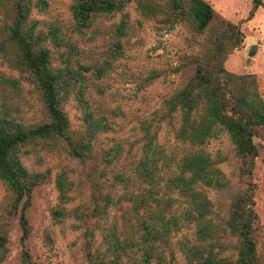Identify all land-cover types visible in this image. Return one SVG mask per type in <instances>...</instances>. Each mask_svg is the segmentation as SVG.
Segmentation results:
<instances>
[{"label":"trees","instance_id":"1","mask_svg":"<svg viewBox=\"0 0 264 264\" xmlns=\"http://www.w3.org/2000/svg\"><path fill=\"white\" fill-rule=\"evenodd\" d=\"M128 4L157 29L179 24L198 35L200 54L186 59L190 73L163 100L161 114L138 122V153L129 175L114 172L108 183L101 180L102 169L117 159L120 147L103 150L104 166L92 164L85 171L87 201L69 208L65 204L71 182L64 171L54 176L57 203L49 209L51 221L74 220L71 226L79 231L85 264H264V229L254 210L252 179L260 146L254 138L260 136L258 129L264 130V102L252 75L230 72L223 65L226 56L242 45L238 25L204 0H72L69 25L63 29L49 23L42 30L30 13L32 8L43 10L44 0H0V58L16 72V77L0 73V89L28 83L44 110L39 121L30 123L0 108V182L10 195L8 212L18 213L20 264H34L24 248L25 212L33 189L49 180L47 171L26 169L21 155L58 149L82 166L93 158L92 141L109 124L90 110V88L99 91L96 80L110 60L121 55ZM259 6L261 0H251L247 18ZM116 14V22L100 28ZM96 36L105 57L81 64L79 44ZM70 97L81 111V128L76 132L70 130L63 109ZM173 117L177 120L173 137L183 149L171 167L173 158L157 133L161 121L169 124ZM220 130L227 134L237 160V186L230 193L223 229L233 238L234 257L224 254L227 247L219 239L206 194V189L221 191L228 186L217 167L220 156L213 158L204 149ZM93 169H98L97 176L91 174ZM183 228L191 229L192 239L177 240L183 260L178 263L171 237ZM6 251L0 234V262Z\"/></svg>","mask_w":264,"mask_h":264},{"label":"rangeland","instance_id":"2","mask_svg":"<svg viewBox=\"0 0 264 264\" xmlns=\"http://www.w3.org/2000/svg\"><path fill=\"white\" fill-rule=\"evenodd\" d=\"M43 10L32 8L30 17L37 21V28L45 30L49 23L65 28L70 23L69 6L72 0H44ZM222 17L237 24L244 35L242 45L226 56L224 68L236 74H250L256 82V91L264 102V0L253 15L247 18L251 0H204ZM1 8V7H0ZM129 22L126 35L122 38L121 55L110 60L103 76L96 80L99 91L90 88L89 108L94 115H102L109 129L96 134L92 141V157L85 166L76 159L67 156L58 149L30 150L21 155L22 164L30 171H47L49 180L35 187L31 193L30 204L26 209L28 234L24 248L30 254L34 264H85L79 247V231L71 225L74 222L66 218L53 223L49 209L57 203V190L54 176L64 171L71 187L70 200L66 208L86 202L88 185L85 171L92 164L104 166L101 161L103 150L117 145L120 152L116 160L102 169L105 174L101 180L108 183L114 172L129 175L132 160L138 153V122L141 119L159 115L163 111V100L181 86L190 73L186 59L200 54L199 36L186 27L176 24L171 28L157 29L151 20L142 19L132 4L125 8ZM118 14L111 20L102 22L100 28H106L110 22H116ZM99 36L86 44H79V62L94 64L104 58ZM255 45L254 53L247 57L250 44ZM50 46V45H49ZM54 52L53 47H49ZM56 56L55 52L53 54ZM248 58V64L245 60ZM0 73L16 77L12 70L0 58ZM4 102V103H3ZM8 114L26 122H36L42 118L43 107L33 87L20 81L17 88L2 87L0 104ZM69 128L76 132L81 128V111L76 101L70 97L63 105ZM177 125L176 117L172 123L161 121L157 133L158 141L171 154V160L182 152L183 147L175 141L173 129ZM254 141L259 143L258 155L252 179L255 183L253 194L254 210L258 224L264 229V130ZM211 157L220 156L217 167L222 171L228 186L225 190L206 189L212 203V219L218 225L219 239L227 247L224 254L234 257L233 238L224 229V219L230 199V193L237 186V160L232 155V145L227 134L220 130L204 145ZM98 169L91 170L97 176ZM10 195L0 182V234L5 237L6 254L0 264H20L21 230L18 213H9ZM192 239L190 228H183L171 237L175 248V259L182 263V256L176 249V242L182 237ZM98 236L95 237V242Z\"/></svg>","mask_w":264,"mask_h":264},{"label":"water","instance_id":"3","mask_svg":"<svg viewBox=\"0 0 264 264\" xmlns=\"http://www.w3.org/2000/svg\"><path fill=\"white\" fill-rule=\"evenodd\" d=\"M254 50H255V45L252 43L250 44L246 52L247 57H250L254 53ZM245 64L246 65L248 64V58L245 60Z\"/></svg>","mask_w":264,"mask_h":264}]
</instances>
